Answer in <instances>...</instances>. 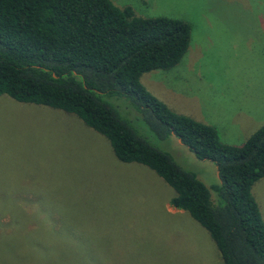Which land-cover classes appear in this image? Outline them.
Returning <instances> with one entry per match:
<instances>
[{
    "label": "rangeland",
    "instance_id": "rangeland-1",
    "mask_svg": "<svg viewBox=\"0 0 264 264\" xmlns=\"http://www.w3.org/2000/svg\"><path fill=\"white\" fill-rule=\"evenodd\" d=\"M110 1L190 26L177 64L140 75L151 94L214 126L223 143L240 144L262 122L264 0ZM106 100L218 202L212 162L173 135L156 138L125 99ZM250 192L264 222V176ZM173 194L149 168L118 161L108 141L74 114L0 95V264H222L207 231L169 204ZM84 247L88 262L68 260Z\"/></svg>",
    "mask_w": 264,
    "mask_h": 264
},
{
    "label": "trees",
    "instance_id": "trees-1",
    "mask_svg": "<svg viewBox=\"0 0 264 264\" xmlns=\"http://www.w3.org/2000/svg\"><path fill=\"white\" fill-rule=\"evenodd\" d=\"M189 37L185 20L138 16L110 0H0V95L74 114L118 161L144 165L173 190L169 204L207 231L222 264H264V222L250 192L264 176V119L240 144L223 143L214 126L175 112L140 82L144 72L177 64ZM113 97L156 138L173 135L215 165L216 204L192 172L119 116L106 100ZM87 247L68 260L88 262Z\"/></svg>",
    "mask_w": 264,
    "mask_h": 264
},
{
    "label": "crops",
    "instance_id": "crops-1",
    "mask_svg": "<svg viewBox=\"0 0 264 264\" xmlns=\"http://www.w3.org/2000/svg\"><path fill=\"white\" fill-rule=\"evenodd\" d=\"M258 125V124H257ZM177 142H179V139L177 138Z\"/></svg>",
    "mask_w": 264,
    "mask_h": 264
}]
</instances>
